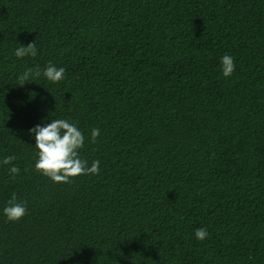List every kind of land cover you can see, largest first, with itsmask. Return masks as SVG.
Returning <instances> with one entry per match:
<instances>
[{"label": "trees", "instance_id": "trees-1", "mask_svg": "<svg viewBox=\"0 0 264 264\" xmlns=\"http://www.w3.org/2000/svg\"><path fill=\"white\" fill-rule=\"evenodd\" d=\"M52 119L98 175L36 172ZM0 264H264V0H0Z\"/></svg>", "mask_w": 264, "mask_h": 264}, {"label": "clouds", "instance_id": "clouds-1", "mask_svg": "<svg viewBox=\"0 0 264 264\" xmlns=\"http://www.w3.org/2000/svg\"><path fill=\"white\" fill-rule=\"evenodd\" d=\"M37 48L35 42L22 45L15 50L17 58L36 57ZM221 71L225 78H229L235 71L234 57L225 54L221 58ZM43 75L50 83H58L64 79L65 69L57 68L51 62L43 69L34 71L28 68L18 77L19 86H24L33 77ZM30 133L35 138V148L37 149V160L35 170L56 183H70L73 178L81 175H98L100 161L95 160L89 166L88 161L80 157L79 150L84 147L85 138L75 122L67 119H52L44 126L36 125L30 129ZM100 134L98 128L91 130V142L95 143ZM16 160L13 155L7 156L3 164L9 165ZM20 172L19 167L13 165L9 169L12 179L16 178ZM4 215L11 222H18L27 215L26 202H19L13 193L7 206L3 209ZM207 228L195 230V238L203 241L208 237Z\"/></svg>", "mask_w": 264, "mask_h": 264}]
</instances>
